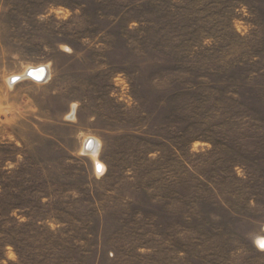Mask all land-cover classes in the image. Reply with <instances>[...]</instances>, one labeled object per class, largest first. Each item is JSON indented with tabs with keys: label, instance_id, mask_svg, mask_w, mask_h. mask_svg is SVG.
Wrapping results in <instances>:
<instances>
[{
	"label": "rangeland",
	"instance_id": "obj_1",
	"mask_svg": "<svg viewBox=\"0 0 264 264\" xmlns=\"http://www.w3.org/2000/svg\"><path fill=\"white\" fill-rule=\"evenodd\" d=\"M260 238L264 0H0V264H264Z\"/></svg>",
	"mask_w": 264,
	"mask_h": 264
},
{
	"label": "bare ground",
	"instance_id": "obj_2",
	"mask_svg": "<svg viewBox=\"0 0 264 264\" xmlns=\"http://www.w3.org/2000/svg\"><path fill=\"white\" fill-rule=\"evenodd\" d=\"M30 68V67H29ZM48 71L46 67H35V68H30L25 72V75L19 77L24 78L28 77L30 80L35 81V82H42L46 77H47ZM14 78V77H13ZM12 78V79H13ZM18 76L14 78L15 80L19 79ZM12 82V81H11ZM88 145V146H87ZM87 147L88 150L86 152L90 154V156L96 157L97 155V147L98 143L94 139H86V141L83 143V150ZM85 151V150H84ZM96 160V158H94ZM97 166L101 167V165L97 162ZM258 241V246H261L264 248V238H260Z\"/></svg>",
	"mask_w": 264,
	"mask_h": 264
},
{
	"label": "water",
	"instance_id": "obj_3",
	"mask_svg": "<svg viewBox=\"0 0 264 264\" xmlns=\"http://www.w3.org/2000/svg\"><path fill=\"white\" fill-rule=\"evenodd\" d=\"M88 146V145H87ZM85 150H88L87 147L85 148Z\"/></svg>",
	"mask_w": 264,
	"mask_h": 264
},
{
	"label": "built area",
	"instance_id": "obj_4",
	"mask_svg": "<svg viewBox=\"0 0 264 264\" xmlns=\"http://www.w3.org/2000/svg\"><path fill=\"white\" fill-rule=\"evenodd\" d=\"M98 169V168H97ZM98 171H99V169H98Z\"/></svg>",
	"mask_w": 264,
	"mask_h": 264
}]
</instances>
